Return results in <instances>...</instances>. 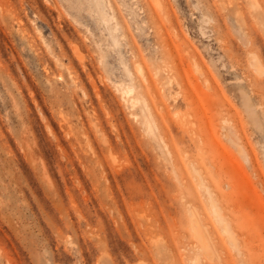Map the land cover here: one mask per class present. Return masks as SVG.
I'll list each match as a JSON object with an SVG mask.
<instances>
[{"label": "rangeland", "instance_id": "rangeland-1", "mask_svg": "<svg viewBox=\"0 0 264 264\" xmlns=\"http://www.w3.org/2000/svg\"><path fill=\"white\" fill-rule=\"evenodd\" d=\"M0 264H264V0H0Z\"/></svg>", "mask_w": 264, "mask_h": 264}, {"label": "bare ground", "instance_id": "bare-ground-1", "mask_svg": "<svg viewBox=\"0 0 264 264\" xmlns=\"http://www.w3.org/2000/svg\"><path fill=\"white\" fill-rule=\"evenodd\" d=\"M119 91L121 92V94L124 96V97H126L127 99H129L130 98V95H131V89H129V88H124L123 86H120L119 87ZM126 101H128V100H126ZM131 107H133V105H131ZM223 232H224V230H223ZM225 233V232H224ZM227 233V232H226ZM200 235V234H199ZM204 236V235H203ZM199 237V236H198ZM201 238V241L198 243V250H199V252L200 253H206V251H207V246H206V244L202 241V238L203 237H200ZM200 240V239H199ZM205 240V239H204Z\"/></svg>", "mask_w": 264, "mask_h": 264}]
</instances>
